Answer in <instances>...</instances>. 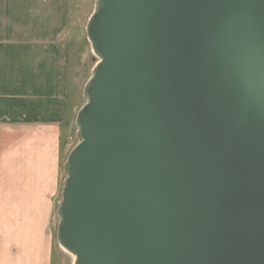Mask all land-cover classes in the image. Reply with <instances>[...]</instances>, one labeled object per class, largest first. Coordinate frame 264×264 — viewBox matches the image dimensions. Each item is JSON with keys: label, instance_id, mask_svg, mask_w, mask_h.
I'll return each instance as SVG.
<instances>
[{"label": "water", "instance_id": "obj_1", "mask_svg": "<svg viewBox=\"0 0 264 264\" xmlns=\"http://www.w3.org/2000/svg\"><path fill=\"white\" fill-rule=\"evenodd\" d=\"M57 241L73 264H264V0H96Z\"/></svg>", "mask_w": 264, "mask_h": 264}, {"label": "crops", "instance_id": "obj_2", "mask_svg": "<svg viewBox=\"0 0 264 264\" xmlns=\"http://www.w3.org/2000/svg\"><path fill=\"white\" fill-rule=\"evenodd\" d=\"M68 0H0V264H53Z\"/></svg>", "mask_w": 264, "mask_h": 264}, {"label": "rangeland", "instance_id": "obj_3", "mask_svg": "<svg viewBox=\"0 0 264 264\" xmlns=\"http://www.w3.org/2000/svg\"><path fill=\"white\" fill-rule=\"evenodd\" d=\"M96 6V0H68L67 25L60 33V42L66 53V122L60 126L58 140V182L50 199L48 231L53 243V264H73L72 256L63 250L57 241L60 222L58 208L66 178L64 165L70 151L79 142L76 116L85 104L84 87L93 74L98 60L92 52L86 26Z\"/></svg>", "mask_w": 264, "mask_h": 264}, {"label": "bare ground", "instance_id": "obj_4", "mask_svg": "<svg viewBox=\"0 0 264 264\" xmlns=\"http://www.w3.org/2000/svg\"><path fill=\"white\" fill-rule=\"evenodd\" d=\"M63 249V248H62ZM64 250V249H63ZM65 252H67L66 250H65ZM70 254V253H69ZM71 255V254H70ZM72 256V259H73V263H74V260H75V256H73V255H71Z\"/></svg>", "mask_w": 264, "mask_h": 264}]
</instances>
